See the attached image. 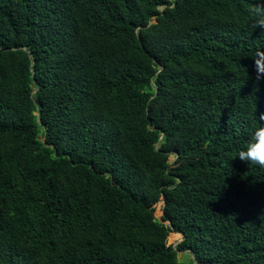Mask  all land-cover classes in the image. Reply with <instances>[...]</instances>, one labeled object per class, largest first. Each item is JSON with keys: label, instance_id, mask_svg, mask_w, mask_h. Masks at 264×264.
Instances as JSON below:
<instances>
[{"label": "trees", "instance_id": "obj_1", "mask_svg": "<svg viewBox=\"0 0 264 264\" xmlns=\"http://www.w3.org/2000/svg\"><path fill=\"white\" fill-rule=\"evenodd\" d=\"M255 3L0 0V264H264Z\"/></svg>", "mask_w": 264, "mask_h": 264}, {"label": "clouds", "instance_id": "obj_2", "mask_svg": "<svg viewBox=\"0 0 264 264\" xmlns=\"http://www.w3.org/2000/svg\"><path fill=\"white\" fill-rule=\"evenodd\" d=\"M250 13L254 17L251 27L264 31V0H257L251 6ZM259 120L264 121V114L260 115ZM238 158L264 169V124L259 123L252 132L246 146L239 150Z\"/></svg>", "mask_w": 264, "mask_h": 264}, {"label": "rangeland", "instance_id": "obj_3", "mask_svg": "<svg viewBox=\"0 0 264 264\" xmlns=\"http://www.w3.org/2000/svg\"><path fill=\"white\" fill-rule=\"evenodd\" d=\"M171 160L173 161L174 157H171ZM162 208H163V203L160 202L156 206V213H155V216L158 219H161V217L163 216ZM181 240H182V235L180 233H171L168 238V243L172 245H176ZM178 258L180 261L189 262L192 259V256L188 252H181V253H178Z\"/></svg>", "mask_w": 264, "mask_h": 264}, {"label": "water", "instance_id": "obj_4", "mask_svg": "<svg viewBox=\"0 0 264 264\" xmlns=\"http://www.w3.org/2000/svg\"><path fill=\"white\" fill-rule=\"evenodd\" d=\"M165 204V203H164ZM182 235V240L181 241H179L176 245H174V246H177V245H179L183 240H184V236H183V234H181ZM179 252H183V251H179Z\"/></svg>", "mask_w": 264, "mask_h": 264}]
</instances>
